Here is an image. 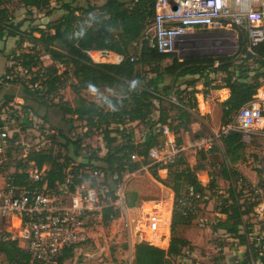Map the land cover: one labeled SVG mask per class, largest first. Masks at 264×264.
Wrapping results in <instances>:
<instances>
[{
  "label": "trees",
  "instance_id": "obj_1",
  "mask_svg": "<svg viewBox=\"0 0 264 264\" xmlns=\"http://www.w3.org/2000/svg\"><path fill=\"white\" fill-rule=\"evenodd\" d=\"M18 1L29 11L33 8H45L50 4V0ZM155 1L106 0L101 5L77 6L74 0L63 5L65 12L59 19L47 23L45 27L36 26L32 30L38 32L39 36L33 35L34 32L23 36L26 34L22 31L23 23L15 21L8 5L10 0H0V34L19 36L20 46L28 40L31 46L21 48L15 58L30 70L33 66H41L39 70L32 72L30 77L13 79L10 83L21 82L25 88L23 98L26 100L38 101L43 106L58 107L70 127H75L76 121L84 125V134L72 142L76 154H81L79 144L88 134L87 130L89 133H92V129L101 132L107 152L99 157L97 151H93L90 155L87 154L85 159L88 164H92L94 159L104 162V165H101L104 182H108L114 174L120 176L125 170L133 172L148 163L149 149L161 148L166 140L165 138L164 143L159 144V138L165 135L158 125L167 124L177 135V143L183 144L182 134L190 131L194 115L199 112V82L209 89L230 90V96L221 103L224 126L264 85L260 81L264 78V42L258 45L256 54L249 52L245 28L239 34L238 51L233 55L181 59L177 53H164L151 47L144 32L147 23L155 15ZM89 50L110 51L123 56V60L119 63L95 62L88 54ZM42 54L50 56V65H43L40 59ZM250 61L255 63V67H251ZM9 69L8 67L6 71ZM221 73L224 74L219 80L222 84H214L212 75ZM167 77L172 78L171 83L165 82ZM180 80H184V89H181L182 85H178ZM37 81L41 89L34 91L30 85ZM67 86L75 94L73 103L65 101L63 96L59 95ZM2 88L0 84V91ZM102 88H109L114 92L106 97L103 103L90 100L82 93L84 90L96 91ZM204 93L207 94V91ZM172 94L176 95L177 101L169 98ZM5 96L4 106L16 97L15 94ZM56 97L59 98L58 101H55ZM24 109L31 111L28 105H24ZM134 122L142 123L147 128L141 144L134 142V131L127 128L128 124ZM20 124L22 127L29 126L26 123ZM60 133L63 136L61 131ZM220 140L223 156L227 159L222 161V176L227 179L236 178L237 181L251 185L245 175L230 167V163L236 164L244 157L245 143L241 134L234 131L222 133ZM215 149L220 150L217 147H214ZM135 153L143 156V159L133 160L131 156ZM56 157L52 151L29 152L27 155L28 161H35L40 167L45 163L50 164V182L63 178L62 165ZM26 163L22 159L18 160L20 166H25ZM151 169V174L174 192L172 235L166 251L150 244L137 245L136 264H164L166 256H179L189 241L177 234V228L190 225L195 217L187 200L193 199L194 204L200 199L196 197L198 194L200 197L207 196L208 190H215L217 187L214 177H211L208 185H203L198 178L197 168L190 165L183 153L172 163L154 164ZM159 169H168L166 179L160 177ZM118 182L119 180H116L111 187L117 186ZM261 186L264 188V182ZM242 189L238 191L231 187L228 196L217 205L216 208L224 218L214 225L213 230H223L226 234L237 237L245 246L247 233L252 230L254 224L250 221L251 213L260 200L246 198L242 201ZM167 206L164 209L161 203H158L154 209L164 214L168 224L171 203H167ZM119 215L120 210L113 206L103 209L100 216L90 222L91 236L96 228L108 225ZM164 230H167L166 226L161 229ZM77 246L65 250L62 258L55 264H62ZM0 254L6 263L24 264L31 259L29 253L13 240L0 243ZM34 264L45 263L36 261Z\"/></svg>",
  "mask_w": 264,
  "mask_h": 264
},
{
  "label": "built area",
  "instance_id": "obj_2",
  "mask_svg": "<svg viewBox=\"0 0 264 264\" xmlns=\"http://www.w3.org/2000/svg\"><path fill=\"white\" fill-rule=\"evenodd\" d=\"M255 2L256 0H156L155 15L147 23L144 34L150 46L160 52L186 53L190 37L204 29L243 27L247 30V49L256 54V48L264 42V9L257 8ZM88 54L95 62L107 61L106 58L112 55L110 51L103 50H89ZM17 56L11 58L10 69L0 77L2 86L13 79L28 78L41 67L33 66L30 70L15 58ZM114 56L115 59L111 62L119 63L123 60L121 55ZM45 57L50 58L47 54ZM40 59L43 60V57ZM131 59L134 60L133 57ZM30 87L34 91L41 89L38 81ZM24 105L25 100L19 97L9 101L0 111V243L6 240L17 241L19 247L25 249L31 257L24 264H34L36 261L55 264L62 258L65 250L90 238V222L98 218L103 209L113 206L129 217L125 190L135 172L125 170L120 176L114 174L108 182H104L101 165L89 166L86 159L79 163L66 154L57 155V143L61 136L59 129L45 127L39 131L36 127H22L20 123L27 124L30 115L25 111ZM158 127L167 139L161 148H150L148 157L152 164L168 165L184 148L178 145L174 137L171 138L174 133L167 124ZM232 131L240 133L245 144L251 143L256 137H264V85L223 127L220 135ZM220 135L198 138L192 145L209 151ZM16 149L21 153L20 158L8 156V152L15 153ZM42 151H52L57 155V161L62 165L61 180L49 181L50 164L45 163L40 167L35 161H28L29 152ZM91 153L92 151H87L86 154ZM131 157L135 161L143 159L137 153ZM20 159L27 162L25 166L18 164ZM116 180L119 182L112 188ZM252 193L254 199L260 201L254 207L251 217L264 221V188L254 186ZM216 216L218 218L214 220L201 218L200 225L213 229L224 218L220 211L216 212ZM170 225L171 217L168 225L164 214L153 208L140 214V219H136L135 229L146 233L144 238L152 243L157 239L158 232ZM127 228H132L130 219L127 221ZM163 238L165 239V235L158 237V242ZM246 238L251 264H260L264 259V231L259 232L253 228ZM184 253L190 254L189 249ZM188 264L207 263L191 261Z\"/></svg>",
  "mask_w": 264,
  "mask_h": 264
},
{
  "label": "rangeland",
  "instance_id": "obj_3",
  "mask_svg": "<svg viewBox=\"0 0 264 264\" xmlns=\"http://www.w3.org/2000/svg\"><path fill=\"white\" fill-rule=\"evenodd\" d=\"M72 1L74 0H50V4L47 7L41 9L33 8L32 11L23 7L18 0H10L8 5L15 17V21L17 23H23L22 31L26 32L23 36H26L28 33L34 32L32 30L36 26L45 27L47 23L59 19L65 12L63 5ZM105 1L106 0H75L74 4L77 6H87L90 4L101 5ZM255 6L264 9V0H256ZM242 29L243 27L236 26H228L219 29H204L199 34L190 37L187 45L188 51L186 53H177V55L181 59L187 57L233 55L238 51L239 34L242 32ZM33 35L39 36V33L34 32ZM18 41H20L19 36L16 37V40L13 42L19 45L17 44ZM8 45L10 44H5V47H8ZM30 46L28 40L21 44L23 49L29 48ZM132 52H134V49H132ZM45 56L46 54H42L43 60H41V62L43 65H50L51 59ZM135 56L134 54V57ZM3 57V54L0 52V72L5 69L6 61ZM106 59L107 61L103 60L102 62H111V60L115 59V56L112 54ZM167 62L168 60L164 62V64ZM249 64L251 67H255L253 61H250ZM223 76L224 74L222 73L217 76L212 75L215 80L214 84H222L219 80ZM182 81L184 80H180L178 85H182ZM260 81L264 83V78L262 77ZM165 82L171 83L172 78L167 77ZM184 88L185 85H182L181 89ZM197 88L201 91V93H199L200 96L204 94L206 99H215L218 105L213 104L210 112H206V110H204L205 108H200L199 105V112L194 115V122L191 125L190 131L183 132V144L178 145L184 148L182 153L185 155L190 165L197 168L198 178L201 183L203 185H208L211 177H214L217 187L215 190H208L207 196H196L200 199L195 201L194 204L192 203L193 199L187 200L188 205L192 206L195 217L190 225L179 226L177 228V234L187 239L189 244L183 248L179 256H166L164 264H188L191 261L194 263L207 264H251V257L246 248V244L245 248L242 250L239 245H235L237 242H233L224 231L215 232L213 229L202 227L200 222L201 218H208L209 220L218 218L216 212L219 210L216 207L222 202V199L228 196L231 187H235L238 191H241L243 188L242 201L246 198L254 200L252 188L254 186L262 187L261 185L264 182V137H256L251 143L245 144V148L243 149L244 157L236 164L230 163V167L238 169L241 174L248 178L251 185H246L244 182L237 181L236 178L227 179L223 177L221 173L222 161L226 158L223 156V145L220 137L214 140L213 146L209 151L202 148L197 149L192 143L198 138L215 137V135H220L222 132L224 125L222 122L223 111L220 101L224 99L225 92L221 91L219 94L215 92L212 93L213 89L204 87L202 82L198 83ZM204 91H207V94H205ZM82 93L90 100L103 103L104 99L111 96L114 92L109 88H102L96 91L84 90ZM9 94H15L16 97H23L25 88L20 81L7 83L0 92V106L5 101V95ZM59 95L63 96L64 100L70 103H73L75 100V94L68 86L63 88L59 92ZM169 98L177 100L175 94H172ZM197 98L199 97L197 96ZM58 99L59 98L56 97L55 101H58ZM26 102L28 108H30L33 113L28 117V127H36L39 131L49 126L56 127L63 133V136L59 137L60 142L57 143V155L66 154L68 157H71V159L82 163L85 161L87 151H97L99 157H102L107 152L103 135L101 132L92 129V133H89L87 130L88 134L79 144L81 149L83 148L84 150L81 151V154H76V148L72 142L78 140V138L84 134V125L76 121L74 123L75 127H70L67 120L63 119L62 112L56 106H43L31 99L26 100ZM155 103L159 105L157 101ZM200 103H202V97L199 99V104ZM202 111H204V113H202ZM127 128L134 131V142L136 144H141L144 141L147 128L142 123L134 122L128 124ZM173 137L177 141V135L171 134V138ZM165 138L166 137L161 136L159 138V144H163ZM214 147L220 148V150H214ZM7 154H10V157H21L19 149H16L15 153L10 151ZM86 163L87 162H85V164ZM92 164L104 165V162L101 159H94ZM153 165L154 164H152L151 160L148 158V163L134 171L135 175L129 180L128 188L125 190V203L129 217L127 213L120 210L119 217L106 226L103 225L96 228L91 238L87 242L77 246L72 255L67 257L62 264H136V250L139 244H150L165 251L168 249L172 235L171 225L170 227L166 226L167 230H164L165 232H158V237L165 235V239L163 238L160 243H156L158 242V237L154 242H149L144 238L146 233L138 232L135 229V222L136 219H140V214L145 210L150 211L158 203H161L164 209L168 207L167 203H171L170 217L172 222L171 210L172 201L174 206V192L164 186L151 174V167ZM89 166H91V164ZM159 175L161 178L166 179L168 177V169H159ZM128 219L131 221L132 228L130 230L127 228ZM250 221L254 223L253 228H255L256 231H264V221H258L256 217H252ZM141 234H143V237H141ZM149 236L152 238L151 234ZM245 241L247 242V238ZM165 243H167V245ZM224 247H229L230 250L225 253ZM186 249H189L190 254L184 253ZM0 264H8L2 256L0 257Z\"/></svg>",
  "mask_w": 264,
  "mask_h": 264
},
{
  "label": "crops",
  "instance_id": "obj_4",
  "mask_svg": "<svg viewBox=\"0 0 264 264\" xmlns=\"http://www.w3.org/2000/svg\"><path fill=\"white\" fill-rule=\"evenodd\" d=\"M225 28V27H224ZM216 29H219V28H216ZM14 40H16V37H13V36H8L7 34H3V35H1L0 34V52L3 54V58H5V69L2 71V72H0V77L6 72V70H7V68L9 67V62H10V59L12 58V57H14V56H16V55H18L20 52H21V50L23 49L21 46H20V41H18V43L17 44H19V45H16L13 41ZM1 41H2V43L4 44H2L1 43ZM13 42V43H12ZM10 44V45H8V47H5V44ZM22 48V49H21ZM111 54H113V55H117V54H115V53H113V52H110ZM200 90V89H199ZM2 91V90H1ZM0 91V92H1ZM221 91H223V92H225V97H224V99L223 100H221L220 101V103H222L224 100H226L229 96H230V90H228L227 88H223V89H220V90H212V93L213 92H215V93H217V94H219ZM201 93V92H200ZM203 93V92H202ZM197 96L199 97V98H197V100H198V111H199V105H200V108L201 107H204L205 109L204 110H206V112H210V110L212 109V107H213V104H215V105H218V102L217 101H215V99H206L205 98V96H204V94H201V96H200V94L198 93L197 94ZM218 96V95H217ZM6 97V96H5ZM20 96H18V97H15V98H19ZM200 97H202V103H200L199 104V99H200ZM20 98H23V97H20ZM24 100H25V105H27V102H26V99L25 98H23ZM28 100V99H27ZM173 101H177V100H175V99H172ZM219 100V99H218ZM32 101H34V102H38V101H35V100H32ZM39 103V102H38ZM40 104V103H39ZM4 107V103L0 106V109L2 110V108ZM25 111H26V109H25ZM28 114H30V115H32L33 113H32V111H26ZM202 113H204V111H202ZM174 199V198H173ZM172 199V200H173ZM173 201H172V210H171V216H172V212H173ZM220 231H223V230H220ZM225 233V232H224ZM229 237H230V239L231 240H233V242H237V243H235V245L237 246V245H239V247H241V249L243 250V248H245V246H244V244H241L240 243V240L237 238V237H235V236H232V235H230V234H227ZM237 249V248H236ZM224 250H225V253H227L230 249H229V247H224ZM261 264H264L263 262H261Z\"/></svg>",
  "mask_w": 264,
  "mask_h": 264
},
{
  "label": "water",
  "instance_id": "obj_5",
  "mask_svg": "<svg viewBox=\"0 0 264 264\" xmlns=\"http://www.w3.org/2000/svg\"><path fill=\"white\" fill-rule=\"evenodd\" d=\"M174 7H176V6H174Z\"/></svg>",
  "mask_w": 264,
  "mask_h": 264
}]
</instances>
